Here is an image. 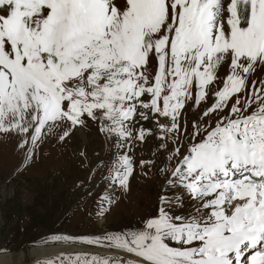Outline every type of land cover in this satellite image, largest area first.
Here are the masks:
<instances>
[{
	"label": "snow or ice",
	"instance_id": "snow-or-ice-1",
	"mask_svg": "<svg viewBox=\"0 0 264 264\" xmlns=\"http://www.w3.org/2000/svg\"><path fill=\"white\" fill-rule=\"evenodd\" d=\"M258 67L264 0H0V135L22 167L90 122L111 145L93 171L112 189L128 190L136 147L167 153L153 214L54 235L59 250L35 264H264ZM105 193L98 219L114 202Z\"/></svg>",
	"mask_w": 264,
	"mask_h": 264
},
{
	"label": "rangeland",
	"instance_id": "rangeland-1",
	"mask_svg": "<svg viewBox=\"0 0 264 264\" xmlns=\"http://www.w3.org/2000/svg\"><path fill=\"white\" fill-rule=\"evenodd\" d=\"M255 75L264 79V69L258 67ZM188 119H192L191 112ZM155 148L156 142L149 140L134 149L135 171L125 191L112 189L100 178L99 170L93 171L97 161L101 157L107 159L112 149L92 122L83 133L73 132L68 142L51 137L30 167H22L24 157L16 149L15 138L0 135V256L24 254V264H34L37 259L31 258L29 252L57 247L54 235H93L106 229L119 231L139 225L158 207L162 183L159 168L163 166L161 160L167 163V153L153 157ZM141 159H155L156 163L141 167ZM106 188L114 202L104 204L107 214L98 219L101 205L97 201L106 194ZM191 203L186 198L184 208ZM37 224L39 228L28 233L27 228Z\"/></svg>",
	"mask_w": 264,
	"mask_h": 264
},
{
	"label": "bare ground",
	"instance_id": "bare-ground-1",
	"mask_svg": "<svg viewBox=\"0 0 264 264\" xmlns=\"http://www.w3.org/2000/svg\"><path fill=\"white\" fill-rule=\"evenodd\" d=\"M116 196V195H115ZM118 197V195L116 196ZM58 247H49V248H37L31 250L30 257L35 259H43L47 255L54 254L58 251ZM25 255L20 256H0V264H24L26 263ZM37 260H35L36 262ZM34 262V264H35Z\"/></svg>",
	"mask_w": 264,
	"mask_h": 264
},
{
	"label": "trees",
	"instance_id": "trees-1",
	"mask_svg": "<svg viewBox=\"0 0 264 264\" xmlns=\"http://www.w3.org/2000/svg\"><path fill=\"white\" fill-rule=\"evenodd\" d=\"M39 225H40V224H37V225H35L34 227L32 226V227L27 228V229H28V233L31 234L32 231H34L35 229L39 228ZM30 228H31V229H30Z\"/></svg>",
	"mask_w": 264,
	"mask_h": 264
}]
</instances>
